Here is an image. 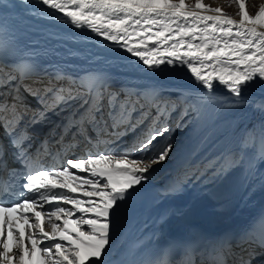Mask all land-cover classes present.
Returning a JSON list of instances; mask_svg holds the SVG:
<instances>
[{
	"label": "snow or ice",
	"instance_id": "obj_1",
	"mask_svg": "<svg viewBox=\"0 0 264 264\" xmlns=\"http://www.w3.org/2000/svg\"><path fill=\"white\" fill-rule=\"evenodd\" d=\"M38 2L54 17L126 51L149 72L186 68L200 95L189 92L184 100V115L225 107V101L215 94L217 87L227 92L226 99L231 100L227 106L235 107L247 103L245 93L257 81L264 84V6L251 15L245 10L244 0H239L237 20L220 14L219 7L204 5L202 0ZM20 3L27 7V0ZM208 11L218 14L208 15ZM0 74L5 77V87L18 79L3 65ZM37 83L40 86L36 88L22 85L23 91L37 100L36 108L29 106L19 88L15 95L0 96V128L8 137L13 161L27 173L21 178L19 191L14 187L10 192L8 188L0 189L6 194L0 195V264H13V260L17 264H106L122 204L133 197L147 182L154 166L164 162L173 150L170 138L154 147L172 131L166 118L169 102L154 92L149 94L155 103L153 116L151 106L141 99L121 101L120 95L106 92V79L92 74L73 76L63 69L55 70L47 83ZM257 106L264 110V100ZM53 116L60 117V122L54 123ZM149 120L152 124L142 136L135 137L131 144L123 143L126 136H134ZM46 125L52 127L41 138L39 129ZM97 130L108 137L105 148L65 158L59 167L29 170L28 152L34 144H39L37 151L60 148L66 138L90 145L98 136L89 133ZM261 138L264 140V126ZM6 154L7 149L0 144V163L5 167ZM216 164L217 175H221L243 165L244 160L225 148ZM66 174L67 179H62ZM45 206L48 211H42ZM14 213L28 226L26 237L17 227L19 220H13ZM42 217L47 218L50 232L41 226ZM70 223L74 227L69 228ZM25 239L30 243L25 244ZM229 253L230 248L223 250V255ZM146 264L166 261L161 254ZM215 264L226 262L218 260ZM239 264L251 261L241 257Z\"/></svg>",
	"mask_w": 264,
	"mask_h": 264
},
{
	"label": "bare ground",
	"instance_id": "obj_2",
	"mask_svg": "<svg viewBox=\"0 0 264 264\" xmlns=\"http://www.w3.org/2000/svg\"><path fill=\"white\" fill-rule=\"evenodd\" d=\"M261 6H264V0ZM0 30L18 35L13 53L15 57H31L38 61V65L30 66L32 70H36L34 76L20 80L18 86L11 84L0 88V96L3 97L15 95L16 89L19 88L26 99L28 94L23 91L22 85L39 87L37 82L47 83L57 69H63L73 76L79 74L83 76L93 75L100 67H109L117 71L108 90L112 88L110 92L113 93L117 89L118 95L125 99L135 100L138 93L145 98L153 92L157 96L159 91L164 89L166 98L178 95L185 106L184 100L189 91L192 94L200 93L186 68H165L159 72H149L126 51L94 33L81 31L54 17L46 7L39 4L38 0H27V7L22 5L20 0H0ZM25 36L31 37L33 41L27 40ZM12 63L8 61V65ZM5 67L6 70L9 69V66ZM217 92L226 99L228 94L222 87H217L215 93ZM245 98L264 100V84L257 81L247 90ZM32 100L27 98L26 102ZM29 106L36 108L38 102ZM227 113L224 107L213 109L207 116L206 128L201 134L184 140L181 147L178 146V141L172 142L174 147L170 156L164 162L155 165L148 174L147 182L138 188L148 196L150 201L148 210L143 211L140 220L129 225L125 231L121 229L118 216L115 218L113 246L110 256L105 259L106 262L120 257L122 251L127 250L129 241L134 239L140 240L135 251L144 253L150 250L173 228L195 230L199 237L205 239L203 243L207 245L215 242L217 236L213 234L218 231L219 236L238 231L241 240L230 250L239 249L240 253H235L238 258L255 253L256 246L251 243L250 236L255 237L254 229L264 223V160L261 159V154L264 153V140L261 139L258 149L254 148L256 151L248 152L245 159L246 168L231 182L227 183L223 178L219 182L209 183L194 176L200 162L212 159L209 147L205 146L206 136L217 122L223 121L221 118ZM58 118L53 116L51 119L54 122ZM151 122L149 120L146 127ZM233 123L234 121L224 120L223 127L229 128ZM50 126L46 125L40 129L44 130ZM144 130L136 131L134 136H126L124 144H131L135 137L142 136ZM89 135L98 136V139L92 140L90 151H93L94 144L101 149L102 143L108 138L99 135V130ZM75 142L78 143L74 150L75 156L83 153L80 148L89 147V144L82 140L78 142L71 138H66L62 146L74 148ZM167 142L168 139L165 137L157 141L154 147ZM201 147L204 148L198 153ZM174 152H179L176 158L173 157ZM185 170L187 174L184 173ZM62 179H67V174ZM229 194L234 195L233 199L224 202ZM255 216L259 217L254 221ZM230 224L234 225L228 226ZM68 227L72 228L74 225L70 223ZM45 229L50 232V225L46 223ZM196 258L199 259L198 262L203 260L198 256Z\"/></svg>",
	"mask_w": 264,
	"mask_h": 264
},
{
	"label": "rangeland",
	"instance_id": "obj_3",
	"mask_svg": "<svg viewBox=\"0 0 264 264\" xmlns=\"http://www.w3.org/2000/svg\"><path fill=\"white\" fill-rule=\"evenodd\" d=\"M187 3H194V0H186ZM202 3L206 6H209L212 9L219 7L222 10V14L233 17L234 19H239V0H202ZM245 10L249 12V14L254 15L260 6L263 3V0H244ZM212 13H216L214 11H208ZM27 40L33 41L31 37L25 36ZM15 75V74H14ZM0 76H3L0 74ZM4 77V76H3ZM5 77L3 78V81ZM14 85V84H13ZM0 87H5L4 82L0 83ZM112 89V88H111ZM191 92V91H189ZM188 92V93H189ZM118 95V90L116 89L113 92ZM22 94V93H21ZM217 97L223 101H225V107L228 113L221 118L223 121L217 122L215 127L207 134L205 140V146L209 147L211 156L219 155V153L225 149H233L234 146L240 149L239 159L244 160V164L242 167L237 168V171L231 168L230 171H227L226 174L217 175L219 171V165L216 164V159L210 160L207 163L201 162L199 166H197L196 171H194V176L201 180H206L209 183L219 182L223 178L226 179V182H231L236 176H238L245 168V159L248 152L256 151L258 149V145L261 141V127L264 126V110H261L257 103L259 101L245 98L247 103L241 106L229 107L227 105L231 104V100H226L225 96L223 97L220 93H215ZM23 95V94H22ZM160 97L162 99L166 98L165 90L162 89L159 92ZM165 95V96H164ZM189 95V94H187ZM192 96H199L198 94H192ZM143 97L142 95H140ZM136 95V98L140 97ZM159 97V98H160ZM121 101L125 100L124 97H120ZM145 99V97H143ZM142 100V98H139ZM165 100L169 102V110L167 113V124L172 130L168 133L167 139L170 138L171 143L173 141H178V146L181 147V144L184 140H190L192 137L201 134L206 128V120L207 116L213 109H202L199 113L197 112H189L188 115H184V112L187 109V104L183 106V111L177 116L176 112L181 103L180 97L178 95H174L171 98H167ZM136 100V99H135ZM156 114L154 113L153 116ZM177 117V118H176ZM177 120V121H176ZM224 120L234 121L233 124L229 128H224L223 123ZM163 123V121H161ZM152 123V122H151ZM140 130V129H139ZM139 130L137 132H139ZM136 132V133H137ZM241 147L244 148L241 151ZM204 147H201L198 151L200 153ZM256 148V149H254ZM179 155V152H174L173 157L176 158ZM203 165V171L197 175V169ZM185 168V167H184ZM183 169V168H182ZM239 169V170H238ZM184 170V169H183ZM224 183V182H222ZM226 183V184H227ZM224 185V184H220ZM234 195L229 194V196L224 199L232 200Z\"/></svg>",
	"mask_w": 264,
	"mask_h": 264
},
{
	"label": "trees",
	"instance_id": "obj_4",
	"mask_svg": "<svg viewBox=\"0 0 264 264\" xmlns=\"http://www.w3.org/2000/svg\"><path fill=\"white\" fill-rule=\"evenodd\" d=\"M233 152H235L237 154L238 158H239V152L236 151V150H233Z\"/></svg>",
	"mask_w": 264,
	"mask_h": 264
}]
</instances>
